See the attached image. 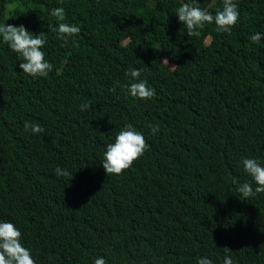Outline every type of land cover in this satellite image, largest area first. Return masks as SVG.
Returning a JSON list of instances; mask_svg holds the SVG:
<instances>
[{"label":"trees","instance_id":"1","mask_svg":"<svg viewBox=\"0 0 264 264\" xmlns=\"http://www.w3.org/2000/svg\"><path fill=\"white\" fill-rule=\"evenodd\" d=\"M236 2L229 33L207 24L187 36L179 0H0V21L47 32L60 6L81 29L75 43L45 33L53 69L37 79L0 44V219L20 228L36 264H264V192L245 198L233 184L252 183L241 156L264 158V38L248 39L264 32V15L250 18L264 0ZM130 67L151 99L126 95ZM125 123L148 147L106 174L103 146Z\"/></svg>","mask_w":264,"mask_h":264},{"label":"clouds","instance_id":"2","mask_svg":"<svg viewBox=\"0 0 264 264\" xmlns=\"http://www.w3.org/2000/svg\"><path fill=\"white\" fill-rule=\"evenodd\" d=\"M215 3L216 0H207L205 6H200L198 0H179V6L175 8L174 14L178 22L185 27L187 36H199L200 30L207 24H214L215 31L218 33H229L232 30L240 17L236 0H222V7L213 13L210 9ZM47 15L52 18V21L47 23V32L34 33L22 24L13 25L0 21V44H6L7 48L16 54L19 61L18 68L32 79L46 77L53 69L52 63L45 56L44 49L47 43L45 33H53L65 43L70 40L75 43L74 38L81 31L78 24L66 21L65 10L60 6L49 7ZM262 38H264V32L259 31L248 37L253 43L260 42ZM161 63L167 64L168 61L165 58L161 60ZM141 71L142 69L135 67L125 71V76L130 78L126 85V95L148 100L155 95V90L146 79L141 77ZM89 107L88 102L78 105L80 111H85ZM23 130L30 131L33 135L44 132L41 124L28 120L23 121ZM150 131L154 134L158 128L151 126ZM103 147L100 165L106 174L119 175L144 154L148 145L143 132L137 130L132 124L125 123L115 132L111 142ZM262 159L264 158L259 156L239 158L238 163L252 183L248 181L237 183L236 178L233 177V184L236 185V191L245 198L264 192ZM54 172L58 177L66 178L70 175L67 168L60 166H57ZM0 264H36L30 249L22 243L20 228L8 219H0ZM91 264H106V259L104 256L97 255L92 259ZM196 264H213V261L209 256H200L197 257ZM222 264H233V259L229 255H224Z\"/></svg>","mask_w":264,"mask_h":264},{"label":"rangeland","instance_id":"3","mask_svg":"<svg viewBox=\"0 0 264 264\" xmlns=\"http://www.w3.org/2000/svg\"><path fill=\"white\" fill-rule=\"evenodd\" d=\"M263 15H264V11L261 8H258L251 13L250 18L253 22L258 23L262 19ZM167 65L173 67V65L169 63H167Z\"/></svg>","mask_w":264,"mask_h":264},{"label":"water","instance_id":"4","mask_svg":"<svg viewBox=\"0 0 264 264\" xmlns=\"http://www.w3.org/2000/svg\"><path fill=\"white\" fill-rule=\"evenodd\" d=\"M61 1H64V0H61ZM218 0H216V2H217Z\"/></svg>","mask_w":264,"mask_h":264}]
</instances>
